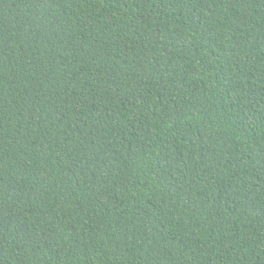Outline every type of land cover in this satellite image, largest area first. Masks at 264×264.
<instances>
[{
  "label": "trees",
  "instance_id": "16d2710c",
  "mask_svg": "<svg viewBox=\"0 0 264 264\" xmlns=\"http://www.w3.org/2000/svg\"><path fill=\"white\" fill-rule=\"evenodd\" d=\"M0 264H264V0H0Z\"/></svg>",
  "mask_w": 264,
  "mask_h": 264
}]
</instances>
